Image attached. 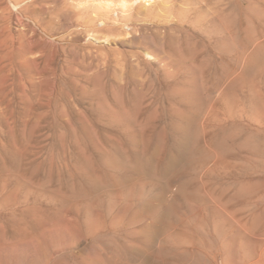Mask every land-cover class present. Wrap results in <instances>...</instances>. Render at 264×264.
Masks as SVG:
<instances>
[{
	"label": "rangeland",
	"instance_id": "1",
	"mask_svg": "<svg viewBox=\"0 0 264 264\" xmlns=\"http://www.w3.org/2000/svg\"><path fill=\"white\" fill-rule=\"evenodd\" d=\"M75 4L0 0V264H264V65L121 79Z\"/></svg>",
	"mask_w": 264,
	"mask_h": 264
},
{
	"label": "bare ground",
	"instance_id": "2",
	"mask_svg": "<svg viewBox=\"0 0 264 264\" xmlns=\"http://www.w3.org/2000/svg\"><path fill=\"white\" fill-rule=\"evenodd\" d=\"M72 1L81 17L77 25L95 35L92 38L100 48L112 52V59L97 55L95 67L113 68L121 79L144 77L145 68L151 66L168 81L213 80L224 89L223 84L232 76L227 72L229 65L241 69L264 65V0ZM234 41L239 46L236 50L231 48ZM212 107H206L207 118L196 126L214 128L222 122L224 112L211 118L215 115Z\"/></svg>",
	"mask_w": 264,
	"mask_h": 264
}]
</instances>
